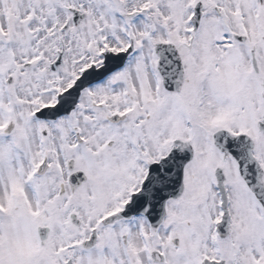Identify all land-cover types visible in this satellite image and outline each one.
I'll use <instances>...</instances> for the list:
<instances>
[{
	"label": "snow or ice",
	"instance_id": "snow-or-ice-1",
	"mask_svg": "<svg viewBox=\"0 0 264 264\" xmlns=\"http://www.w3.org/2000/svg\"><path fill=\"white\" fill-rule=\"evenodd\" d=\"M0 264H264V0H0Z\"/></svg>",
	"mask_w": 264,
	"mask_h": 264
}]
</instances>
